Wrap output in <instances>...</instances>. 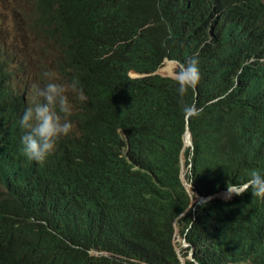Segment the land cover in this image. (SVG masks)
<instances>
[{
  "label": "trees",
  "instance_id": "obj_1",
  "mask_svg": "<svg viewBox=\"0 0 264 264\" xmlns=\"http://www.w3.org/2000/svg\"><path fill=\"white\" fill-rule=\"evenodd\" d=\"M37 8L82 116L45 163L29 161L19 117L36 97L0 52V264H264L241 196H213L264 170V0ZM193 56L200 79L181 99L175 69ZM164 60L168 76L155 73Z\"/></svg>",
  "mask_w": 264,
  "mask_h": 264
},
{
  "label": "clouds",
  "instance_id": "obj_2",
  "mask_svg": "<svg viewBox=\"0 0 264 264\" xmlns=\"http://www.w3.org/2000/svg\"><path fill=\"white\" fill-rule=\"evenodd\" d=\"M38 18L39 14L35 17V21ZM41 31L45 33L44 28ZM46 36L48 35L46 34ZM6 49L8 50V47ZM165 62L164 60L155 73L168 76ZM177 63L179 66L175 69V84L176 91L182 99L187 92L194 89L198 84L200 70L196 56L183 63ZM162 68L163 72H161ZM130 74L133 77L145 75L137 71ZM33 89L36 99L24 109L19 117V126L22 129L20 143L22 152L29 161L43 164L55 152L59 141L68 136L74 129V124L70 119L73 109L72 100L69 98L70 94L81 100L83 96L75 82H58L54 74L48 71L43 73L42 87L40 83H37L33 84ZM182 111L197 114L199 109L193 104H185ZM186 118L189 120L190 117L185 116ZM188 127L190 128L189 124L186 129ZM241 185L243 186L234 190L232 186L229 187L228 185V189L217 192L213 196L225 199H232L236 194L241 196L240 211L252 234L254 245L259 248L258 245L264 240V170H251L248 178ZM240 188L241 190H238ZM223 193L226 196H222ZM260 250L264 256V250ZM100 254L109 255L108 252H100Z\"/></svg>",
  "mask_w": 264,
  "mask_h": 264
},
{
  "label": "rangeland",
  "instance_id": "obj_3",
  "mask_svg": "<svg viewBox=\"0 0 264 264\" xmlns=\"http://www.w3.org/2000/svg\"><path fill=\"white\" fill-rule=\"evenodd\" d=\"M36 10V0H0V52L14 55L11 66L19 68L26 79H29L28 92L32 97H35L33 84L40 83L42 87L45 71L53 73L58 82H69L61 75H59L60 79L56 77L53 59L59 55V47L36 26ZM16 78H19V75ZM20 86L24 89L26 84L21 83ZM69 98L72 100L73 108L79 105V99L71 94ZM80 116L82 114L75 112L74 116L70 117L74 129L78 128ZM181 245L179 244L178 247Z\"/></svg>",
  "mask_w": 264,
  "mask_h": 264
},
{
  "label": "water",
  "instance_id": "obj_4",
  "mask_svg": "<svg viewBox=\"0 0 264 264\" xmlns=\"http://www.w3.org/2000/svg\"><path fill=\"white\" fill-rule=\"evenodd\" d=\"M189 128V127H188ZM238 190H241V188L240 189H238ZM222 196H226V194L225 193H223V195ZM205 200V199H204Z\"/></svg>",
  "mask_w": 264,
  "mask_h": 264
}]
</instances>
